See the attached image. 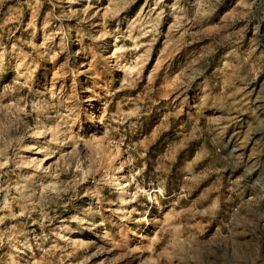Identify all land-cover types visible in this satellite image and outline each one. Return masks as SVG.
<instances>
[{"label": "rangeland", "instance_id": "374dc122", "mask_svg": "<svg viewBox=\"0 0 264 264\" xmlns=\"http://www.w3.org/2000/svg\"><path fill=\"white\" fill-rule=\"evenodd\" d=\"M0 264H264V0H0Z\"/></svg>", "mask_w": 264, "mask_h": 264}, {"label": "bare ground", "instance_id": "6f19581e", "mask_svg": "<svg viewBox=\"0 0 264 264\" xmlns=\"http://www.w3.org/2000/svg\"><path fill=\"white\" fill-rule=\"evenodd\" d=\"M94 115V114H93Z\"/></svg>", "mask_w": 264, "mask_h": 264}]
</instances>
